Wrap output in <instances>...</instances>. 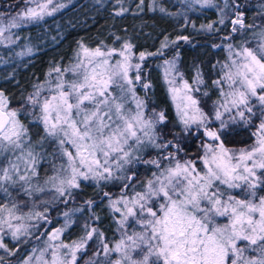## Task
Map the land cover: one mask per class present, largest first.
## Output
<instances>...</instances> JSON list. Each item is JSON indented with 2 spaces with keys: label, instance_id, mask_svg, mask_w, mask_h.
<instances>
[{
  "label": "snow or ice",
  "instance_id": "6c2138e0",
  "mask_svg": "<svg viewBox=\"0 0 264 264\" xmlns=\"http://www.w3.org/2000/svg\"><path fill=\"white\" fill-rule=\"evenodd\" d=\"M176 2V11L164 7L160 0H151L148 9L170 18L183 17L182 29L219 34L221 27L228 28L221 43L209 45L226 51L223 63L211 65L220 74L210 85L199 66L192 69L189 83L180 71L179 50L166 57L179 41L190 43L189 36L170 39L164 35L155 51L138 55L130 39L115 36V41H121L119 48L103 40L95 47L78 41L67 65L55 64L43 82L32 86L25 104L42 126L36 139L18 118L25 108L9 109L0 90V192L9 198L0 203V249L6 256L16 257L33 237H44L43 247L27 249L15 264H264V195H257V188L264 186V178L257 175L258 170H264V23L254 22L257 17L264 20V0L256 5L251 23H246L244 6L237 0ZM68 3L71 0H16L11 6L18 9L14 13L0 11V46L10 48L24 39L28 43L17 56L38 52L30 37H21L17 30L54 16ZM96 3L103 5L106 0ZM125 3L115 0L116 16L129 11ZM144 4L145 0H139L136 13L144 11ZM203 8H215L218 16L197 27L188 14ZM236 37L238 42L232 43ZM51 39L57 41L56 36ZM150 57L162 60L158 67L175 108L174 120L164 107L149 109L152 98L148 94L154 85L145 61ZM0 62L9 63L2 54ZM14 77L15 72L8 78ZM202 86H210L219 98L213 100L210 91H201ZM137 87L144 97L137 94ZM253 98L259 115L253 111ZM202 99L211 101L207 111ZM254 117L259 120L252 133L254 144L247 149L229 147L240 135L236 125H251ZM162 129L166 131L162 133ZM201 136L205 138L199 146L201 154L187 158L188 141ZM50 140L56 148L46 153L44 144ZM151 150L157 154L152 156ZM46 155L52 174L45 175L41 183L40 167ZM140 163L156 171L141 180L134 169ZM83 181H93L102 199H108L113 214L120 215L117 231L121 236L111 247L105 232L95 226L101 220L92 211L97 206L95 200L67 207L75 203ZM112 181L122 182L116 198L103 191ZM243 185L248 199L231 194ZM9 188H18L28 201L17 200ZM40 196L46 198L37 203ZM59 204L65 205V210L57 213L63 223L49 230L44 226L51 225L49 216ZM85 209L89 218L82 224L83 234L66 242L65 233ZM129 217L142 231L127 233ZM219 218L226 222L219 223ZM5 237L14 242L12 248L4 243ZM90 241L98 242L91 255ZM145 248L142 259L133 258V252L139 249L143 253ZM113 253L119 258L112 259ZM0 264L13 261L0 256Z\"/></svg>",
  "mask_w": 264,
  "mask_h": 264
},
{
  "label": "trees",
  "instance_id": "16d2710c",
  "mask_svg": "<svg viewBox=\"0 0 264 264\" xmlns=\"http://www.w3.org/2000/svg\"><path fill=\"white\" fill-rule=\"evenodd\" d=\"M138 2L139 0H130L129 3L128 0H126L125 6L129 7V11L123 16H116L113 10L115 0H106V3L103 5L97 4L96 0H71L67 8L62 9L54 16L46 17L44 21L38 24L26 25L22 29L17 30L21 37H30L31 44L38 47L39 51L34 52L31 56H17L16 53H19V51H14L15 45L7 48L11 50V52L3 53L4 59L9 61V63H0V90L4 92L10 108H25V112H22L18 118L29 128L30 132L33 133V139H36L35 133L42 126L39 125L38 121L33 120V111L25 104V98L28 93L33 91L32 86L34 84L45 80V73L49 68L53 67L55 64H59L63 67L69 63L74 50L77 48V42L80 40H83L84 44L88 47H95L99 41L103 40L108 45L119 48L121 41L114 40L115 36H119L122 40L130 39L131 43L135 45L133 52L138 55L140 51H155L159 47L160 41L163 39L164 35H169L170 39L187 35L191 38V42L186 43L184 41H179L174 48L169 50L166 57L170 58L174 51L179 50L181 55L179 67L189 80H192V69L194 66L202 68L204 79L209 85L211 79L219 77V69H214L211 65L216 63V61L222 63L226 59V51L224 49H214L209 45L221 43L220 37L228 35L227 27H221L219 34L197 32L191 27L182 29L183 17L170 18L159 11H149L148 5L151 0H145L144 11L136 13L135 6ZM229 2L231 3V0H229ZM260 2L261 0H237V3L244 6L243 11L247 18L246 23L253 22L251 18L255 15L257 11L256 5ZM15 3L16 0H0V11L14 13V11L18 10L11 7ZM160 3L171 11H176L179 8V4L176 0H160ZM23 6V3H20V7L22 8ZM188 15L189 19L194 20L198 27L201 23H208L217 19L218 12L215 8H203L198 11L190 12ZM228 15L231 16L230 10ZM254 22L261 24L264 23V20L257 17ZM52 36H56L57 41H53L51 39ZM238 40L239 37H236L231 42L237 43ZM21 41V44H23L25 40L22 39ZM225 43H227V41H225ZM160 64H162V60L154 57H150L145 61V67L150 69L149 75L154 85V91L148 94L152 98V100L149 101V109L152 107H157L158 109L159 107H164L167 110L166 114L169 118L174 120L175 108L162 82V68L158 67ZM13 72H15V77L8 78L12 76ZM139 90L144 97L143 90L140 88ZM204 90H208L212 93L213 100L219 98L218 92H215L210 86L207 89L202 86L201 91ZM195 94L199 97L198 93ZM152 101H155V103L153 104ZM251 104L256 105L253 111L257 112V115H259V105L256 100H252ZM202 106L205 107L207 111L211 106V101L205 103L204 99H202ZM36 112H38V109H36ZM224 118L227 119V114H225ZM258 124L259 120L254 117L251 125L245 126L243 123L236 125V127L241 130L240 135L235 137L228 146L235 149L250 148L255 142V137L252 133L256 131V125ZM164 131H166V129H162V133ZM170 138L171 137H169V139ZM203 139L205 138L202 136L200 139H195V137H193L188 141L185 147L188 153L187 158H193V154H201L199 146ZM44 148L46 153H51L56 148L55 141L50 140L46 142ZM156 154L157 150H151L152 156ZM144 158H148L147 153L144 154ZM55 162L58 164L60 161L56 160ZM198 167H200L199 164ZM134 169L138 172L141 180L150 176L152 171H156L154 167L144 165L143 163L136 164ZM51 174L52 165L46 155L40 167V182H43L45 175ZM258 176L264 178V170H260ZM121 183V181L108 182L103 186V191L109 192L112 197H117L120 193ZM246 189L247 186L243 185L240 189L231 190V194L244 198L247 194ZM137 190H139V188ZM9 191L12 192L13 197L17 200L28 201V198L24 196L18 188H9ZM257 195H264V186L257 188ZM43 198L44 196L37 197V203L39 199ZM8 199L5 193L0 192V203H5ZM85 199H93L97 202V206L94 207L92 211L99 215L101 220L95 226L100 227L105 232L109 246H113L114 242L120 239L121 232L117 231V215L113 214L112 210L108 207V199H102L101 193L93 181H83L82 191L76 194L75 203L70 202L67 207L79 206ZM63 210H65V205L59 204L56 211L50 214L52 221L51 225H45L44 227L49 230L59 227L63 223V218L57 215V213ZM88 218L89 212L87 209H85L82 215L78 214L76 217L77 224L65 233L63 239L66 242H70L82 235V224ZM125 227L128 233L130 230L133 232L135 226L133 222H128ZM38 234L37 232V235ZM43 239L44 237H41L39 240L33 237L16 257L2 256L5 257V260H12L14 264L27 249L39 246ZM4 243L7 244L9 248L14 246V242L10 237H5ZM97 244L98 242L96 241L89 242V255H91L92 251L96 250ZM146 251V248L143 250V253H141L139 249L136 250L132 253L133 258L142 259V254H146ZM113 258L112 256V259ZM117 258L115 256V259Z\"/></svg>",
  "mask_w": 264,
  "mask_h": 264
},
{
  "label": "rangeland",
  "instance_id": "374dc122",
  "mask_svg": "<svg viewBox=\"0 0 264 264\" xmlns=\"http://www.w3.org/2000/svg\"><path fill=\"white\" fill-rule=\"evenodd\" d=\"M63 2L67 3L68 0H63ZM21 42H22V41H20L18 45H15V50H14V51H16V52H18V51L21 52L22 49L24 48V45H25L26 43H28L27 40L23 41V44H21ZM4 52L10 53L11 50H9V49H7V48H5V47L0 46V54L3 55V58H4V54H3ZM4 60H5V59H4ZM224 61H225V60H224ZM224 61H223V62H224ZM135 62H137V61H136V60H133V63H135ZM223 62H222V63H223ZM0 63H2V62H0ZM162 71H163V70H162ZM180 71H182V70L180 69ZM185 78H186V76H185ZM186 79H187V78H186ZM188 80H189V79H188ZM189 83H192V80H189ZM137 94H138L139 96L143 97V96H142V93H141L140 90H139V87H137ZM193 94L196 95L195 93H193ZM252 100H254V98H253ZM7 101H8V100H7ZM251 102H252V101H251ZM129 106H131V105H129ZM8 108H9V109H12V108L9 107V104H8ZM147 114H148V111L146 110V115H147ZM259 171H260V170L257 171V175H258V172H259ZM117 197H118V196H117ZM44 198H46V197H44ZM113 198H116V197H113ZM238 198H240V197H238ZM248 198H249V196H248V194H246L245 197H244V198H241V199H248ZM254 202H257V203H258V200L254 201ZM23 210L27 211V209H23ZM39 210H42V209L39 208ZM116 215H117V219L119 220V219H120V215H119L118 213H116ZM49 219L51 220V217H50V216H49ZM128 222H129V223H130V222H133V223H134V226H135V227H134L133 231H135V230H137V232L142 231L141 226L138 225V224H136L133 218L129 217ZM218 222H219V223H225V222H226V218H219ZM128 234L131 235V234H132V231L130 230V231L128 232ZM41 241H42L41 244H40L39 246H37V247H43V240H41ZM2 255H5V253H4V251H3L2 249H0V256H2ZM112 256L114 257L113 259H115V256H116V258H117V257H118V254L113 253ZM118 258H119V257H118ZM14 264H15V263H14Z\"/></svg>",
  "mask_w": 264,
  "mask_h": 264
}]
</instances>
